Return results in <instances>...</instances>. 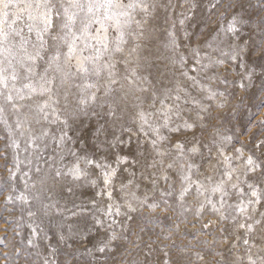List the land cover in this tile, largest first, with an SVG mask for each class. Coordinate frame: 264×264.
Masks as SVG:
<instances>
[{"label": "snow or ice", "instance_id": "obj_1", "mask_svg": "<svg viewBox=\"0 0 264 264\" xmlns=\"http://www.w3.org/2000/svg\"><path fill=\"white\" fill-rule=\"evenodd\" d=\"M230 85L264 105V0H0V219L30 231L0 264H264V119L224 131Z\"/></svg>", "mask_w": 264, "mask_h": 264}, {"label": "rangeland", "instance_id": "obj_2", "mask_svg": "<svg viewBox=\"0 0 264 264\" xmlns=\"http://www.w3.org/2000/svg\"><path fill=\"white\" fill-rule=\"evenodd\" d=\"M205 19V24H202L200 28L197 30V35L193 38V42L197 40H202L203 38L199 35L200 32L208 33L211 31V28L206 27L207 24V17ZM214 27V25H213ZM191 30V29H189ZM232 78L231 76L229 77ZM256 85H259V81H255ZM221 90H223V86L221 85ZM229 91H232L234 93L233 97H229L230 103L227 106L225 110H223L222 118L218 117L219 123L222 125L223 130L226 132H229L230 134L238 135L241 140H247L248 139V129L251 128L253 131H257L259 129V125L256 124V121L264 119V105L260 104L261 96L260 93L257 91L256 87H253L249 89L247 92H245L242 89H239L238 87H235L233 85L229 86ZM243 97V102L240 101V98ZM4 135L3 129L0 128V136ZM143 140V137L140 138ZM3 145V141L0 140V146ZM9 161L11 160V151L8 153ZM6 161L2 158H0V175L6 176L7 172L4 169ZM18 186L22 189L23 185L18 181ZM93 190H90L88 188L79 189L77 191V203L80 202L81 199L87 201L92 194ZM83 193V195H81ZM7 195V193H5ZM4 201V197L0 196V207H2ZM261 211H264V207H261ZM2 216H9L8 212H2L0 213ZM20 216V212H12L11 217L15 219L16 217ZM59 219V218H57ZM191 219V217H189ZM27 218L25 216V227L21 230L22 235L19 237H16L13 235V230L15 229V223L12 224H6L3 219H0V236H7L6 243L9 244V248L11 247L12 243H15L21 239L27 240V238L30 235V231L26 226ZM45 230L49 233V235H52L55 231V228L49 224L47 220H45L44 223ZM8 229L7 232L4 230ZM159 231V229H156ZM264 238V227L258 228L255 235L253 236V240H255L258 247H253L252 251L253 253H257L259 255H264V244H261V239ZM76 239H79L77 237ZM145 239H147V236H145ZM177 243H180V239L184 238H176ZM187 239H191L188 237ZM211 239V237H209ZM93 242H95V238H93ZM52 243L55 245L56 241L53 240ZM43 246V245H42ZM88 247H91V244L87 245ZM58 251V259L63 262L64 260H73L74 264L76 262H79V264H84L85 261H90V264H97V261L92 260L91 257H88L87 255L81 256V253L84 252V246L75 243L71 248L66 247L63 244H60ZM241 251L238 253L240 255H243V245L241 243ZM9 248H2L0 246V250L8 251ZM103 258L101 257V260ZM120 256L117 255L114 258L109 257L107 260V264H119Z\"/></svg>", "mask_w": 264, "mask_h": 264}]
</instances>
